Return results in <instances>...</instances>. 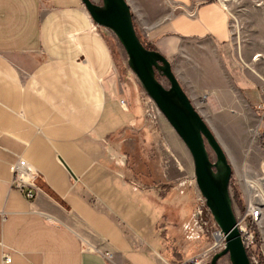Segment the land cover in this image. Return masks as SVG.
Here are the masks:
<instances>
[{"label":"crops","instance_id":"0c3cea01","mask_svg":"<svg viewBox=\"0 0 264 264\" xmlns=\"http://www.w3.org/2000/svg\"><path fill=\"white\" fill-rule=\"evenodd\" d=\"M165 1L173 14L150 28L151 46L170 58L207 42L211 77L242 88L225 8ZM104 29L81 0H0V264H178L200 246L182 233L197 193L184 168L157 182L129 169L142 154L122 136L147 125ZM20 157L39 175L32 199L11 184ZM259 236L264 249V214Z\"/></svg>","mask_w":264,"mask_h":264},{"label":"rangeland","instance_id":"374dc122","mask_svg":"<svg viewBox=\"0 0 264 264\" xmlns=\"http://www.w3.org/2000/svg\"><path fill=\"white\" fill-rule=\"evenodd\" d=\"M93 1L101 4V0ZM127 1L132 8L137 35L142 43L154 49L148 42L149 30L170 18L172 10L165 0ZM215 1H218L228 14L231 55L244 80L243 87L240 88L231 78L211 77L208 71H216L213 61L215 53L207 42L186 41L170 58L163 55L170 61L184 91L207 121L229 157L233 166L229 192L236 216L243 211L248 202V181L250 184H259L256 190L264 193V0ZM104 32L116 52L123 82L133 86L139 95L144 109L143 118L147 125L141 130H127L122 136V139H128L130 151L140 150L142 154L129 158V169L133 172H145L153 182H157L162 174L169 175V178L175 181V165H181L184 168L183 180L189 181L197 188L193 159L187 147L175 137V131L142 89L127 65L126 52L116 36L108 29H104ZM157 79L165 87H169L166 78L157 74ZM210 91L213 93H209ZM148 98L153 105L149 101L152 107L146 112L144 103ZM207 149L214 161L215 154L209 146ZM37 182L40 184L39 180ZM195 201L196 197L191 206L192 212ZM261 208L264 214V205ZM210 215L212 217L211 212ZM193 222L196 225L191 222L188 227L182 229V233L185 238L189 234L192 237L195 230L197 235L194 236H197L200 246L196 253L178 264H210L212 256L222 249L216 247L212 251H207L215 240L210 233L204 232L195 220ZM208 224L210 226L211 222L208 221ZM191 259L194 261L190 263ZM217 264L231 263L226 255L220 258Z\"/></svg>","mask_w":264,"mask_h":264},{"label":"water","instance_id":"95a60500","mask_svg":"<svg viewBox=\"0 0 264 264\" xmlns=\"http://www.w3.org/2000/svg\"><path fill=\"white\" fill-rule=\"evenodd\" d=\"M81 1L93 22L116 36L126 52L128 67L192 156L195 184L225 237V247L212 256L210 264H217L226 255L231 264H251L229 192L233 166L221 142L184 91L170 61L158 50L144 46L127 0H101V4ZM157 74L167 79L169 87L157 79ZM207 146L215 154L214 161Z\"/></svg>","mask_w":264,"mask_h":264},{"label":"built area","instance_id":"2783aa9c","mask_svg":"<svg viewBox=\"0 0 264 264\" xmlns=\"http://www.w3.org/2000/svg\"><path fill=\"white\" fill-rule=\"evenodd\" d=\"M217 3L219 2L217 1ZM176 9L186 12L189 16H194L196 13L195 8L187 10L184 6H177ZM149 101L153 105V102L148 98V100L144 103L146 112L150 111L149 109L152 107V105L149 104ZM120 104L123 106L124 100H121ZM38 178V173L29 167L21 157L17 158L13 163V178L11 184L23 192L24 195L29 199L34 198L41 191V188L37 184ZM195 197L196 201L193 210V218L195 222L202 228V230H204V232L210 233L215 240L213 246L207 251H212L216 247L223 249L225 247L224 234L214 219L211 217L205 198L199 191ZM261 206L262 205L258 204L257 202H250L248 200L243 211L236 215V225L240 232L243 245L246 249L251 264H263L262 261L264 260V249L262 246V240L259 236V229L261 227V219L263 214ZM208 221L211 222L210 226ZM204 228H206V230ZM2 259L4 262L10 261V257L6 253L2 254ZM192 261H194V259H191L190 263Z\"/></svg>","mask_w":264,"mask_h":264},{"label":"bare ground","instance_id":"6f19581e","mask_svg":"<svg viewBox=\"0 0 264 264\" xmlns=\"http://www.w3.org/2000/svg\"><path fill=\"white\" fill-rule=\"evenodd\" d=\"M256 187L259 188V184H254V183L250 184L248 181L247 183L248 200L250 202H257L260 205H264V193L257 191Z\"/></svg>","mask_w":264,"mask_h":264},{"label":"trees","instance_id":"16d2710c","mask_svg":"<svg viewBox=\"0 0 264 264\" xmlns=\"http://www.w3.org/2000/svg\"><path fill=\"white\" fill-rule=\"evenodd\" d=\"M143 44H144L145 47H147V48H149V49L152 48V47H150L149 45H147V44L144 43V42H143Z\"/></svg>","mask_w":264,"mask_h":264}]
</instances>
